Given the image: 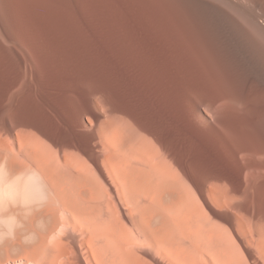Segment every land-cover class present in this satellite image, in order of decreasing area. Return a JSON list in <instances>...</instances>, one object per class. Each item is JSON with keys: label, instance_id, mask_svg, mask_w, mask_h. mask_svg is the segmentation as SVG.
<instances>
[{"label": "crops", "instance_id": "1", "mask_svg": "<svg viewBox=\"0 0 264 264\" xmlns=\"http://www.w3.org/2000/svg\"><path fill=\"white\" fill-rule=\"evenodd\" d=\"M81 103L69 120L44 100L28 112L0 109V171L5 161L22 194L55 197L25 208L77 211L96 241V228L117 225L97 218L104 196L121 195L130 236L111 237L101 255L96 247L99 260L113 242H130L129 253L116 246L113 264H264V181L241 166L240 150L199 146L157 113Z\"/></svg>", "mask_w": 264, "mask_h": 264}, {"label": "bare ground", "instance_id": "2", "mask_svg": "<svg viewBox=\"0 0 264 264\" xmlns=\"http://www.w3.org/2000/svg\"><path fill=\"white\" fill-rule=\"evenodd\" d=\"M16 47L40 67L9 66V78L47 81L70 75L65 64L78 72L85 63L130 62L139 78L210 100L217 110L211 127L227 130L222 137L229 145L246 144L236 147L238 156L264 155V0H0V62L13 65ZM256 141L262 148L253 147ZM51 249L70 252L58 241ZM37 252L31 246L26 253Z\"/></svg>", "mask_w": 264, "mask_h": 264}, {"label": "rangeland", "instance_id": "3", "mask_svg": "<svg viewBox=\"0 0 264 264\" xmlns=\"http://www.w3.org/2000/svg\"><path fill=\"white\" fill-rule=\"evenodd\" d=\"M14 51L16 60L13 61V65H10V61H6L7 67H5L4 61L0 62V103H2V109L6 110L5 112H28L35 107L37 101L44 100L49 102L58 117L63 116L69 120L68 117L74 112L76 106L81 107L83 105L81 101L88 97L91 100L98 99L110 108L120 111L130 110L132 106L142 112L165 116L168 121L173 120L177 124H182L184 139L191 135L199 146L207 145L215 148L229 146L219 135L226 134L227 130L222 129L221 131L220 128L215 130L210 125V121L217 116V110H214L215 106L210 100L200 103L192 94H177L174 91L172 93L163 82L154 83L151 80L139 78L134 75L136 67H133L130 62L113 61L96 65L85 63L78 72L74 71V66L65 64L62 69L69 71L70 75L63 76V78L56 76L47 81H41L36 77L30 79L16 76L11 77L12 80H10L11 78L6 76L9 66L10 68L15 67L12 69L18 71L22 65L27 72H33L34 65L37 69L40 67L38 64L33 65L21 48L16 47ZM102 52L120 56L122 53H130V50H102ZM44 64L47 65V63ZM57 65L58 63L53 62L48 64L52 69ZM42 86H46V90H43ZM29 88H33V91ZM7 133L11 136L9 131ZM10 136L8 137L13 141V136ZM206 138L214 141L205 142ZM258 143L253 142L255 149L262 148V145ZM237 146L245 147L246 144H230V147L235 148V154L241 150L236 148ZM250 159H243L240 155L241 166H245L246 171L253 172L258 181H264V155ZM6 164L5 161L1 163L0 171V264H113L116 258L115 256L112 258V255L117 254L115 251L117 245L120 246L121 251L129 253L130 242L125 245V242H113L114 249L103 253L105 258L101 260L96 257L94 251L96 247L103 248L110 244L111 237L130 236V203L124 196H104L105 209L97 212V218L107 223L114 222L117 225L111 227L104 225L96 228L98 234L96 235L97 240L94 241L95 228L80 225L70 210L42 211L39 209L34 211L25 208L31 202V198L35 199L37 206L41 208L47 203L48 198L54 196L22 194L20 187L23 183L21 180L16 182L14 177L9 176ZM54 219L58 223L53 227L51 222ZM112 230L116 233L113 234ZM57 241L61 244L68 243L70 252L61 255L57 254L55 249H51ZM31 246L38 250L35 256H29L26 253ZM119 253L122 254L120 251Z\"/></svg>", "mask_w": 264, "mask_h": 264}]
</instances>
